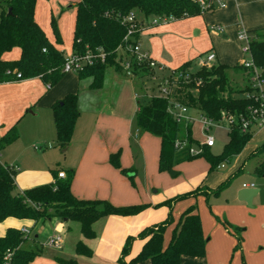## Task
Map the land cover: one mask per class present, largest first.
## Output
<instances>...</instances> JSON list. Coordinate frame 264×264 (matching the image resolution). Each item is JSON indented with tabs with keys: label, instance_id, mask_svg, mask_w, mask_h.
Wrapping results in <instances>:
<instances>
[{
	"label": "crops",
	"instance_id": "obj_1",
	"mask_svg": "<svg viewBox=\"0 0 264 264\" xmlns=\"http://www.w3.org/2000/svg\"><path fill=\"white\" fill-rule=\"evenodd\" d=\"M48 1L61 2V9L71 12L75 21V4L79 0ZM38 3L39 0H36L34 19L40 27L36 17ZM225 3L224 8H213L195 16L171 19L154 26L145 25L140 33L144 49L170 69L190 62L185 69L190 71L193 64L196 66L194 73L201 68L200 60L209 51L215 53V64L230 67L240 64L243 55L237 34L239 31L264 29V0H225ZM66 19L65 15L59 18L60 33H63ZM44 33L50 43L63 51L62 46L54 43L52 35ZM15 48L11 50L13 57L5 52L2 59H18L20 50L15 51ZM91 80V77L81 78L77 73L68 72L52 86H48L40 77L1 82L0 137L13 127L17 137L0 149V162L15 169L14 181L19 190L54 183L58 180V171H64L66 176L72 171L70 192L76 199L103 200L117 207H145L136 214L108 215L98 219L92 224V238L83 236L78 222L58 216L37 221L7 217L0 222V236L8 228L27 230V240L23 246L40 252L29 264H59L57 257L74 260L77 264H119L126 239L132 237L124 257V261H128L139 253L147 240V237H139V233L170 217L172 222L163 234V246H166L180 215L193 206L194 197L202 205L200 199L211 196L212 190L219 184L238 174L243 168L244 158L250 157L258 147L249 146L224 174L217 172V168L223 166L221 163L210 172L208 162L200 163L191 171L185 169V172V164L180 163L173 168L177 172L174 171L175 174L169 177L167 171L170 169L159 170L160 138L135 127L134 119L140 101L136 99L135 105L131 95L135 82L138 89L141 88L139 80L124 76L112 66L105 69L100 87L92 88ZM123 91L127 92L126 101L121 97ZM69 94L77 95L79 114L70 142L61 147L51 108ZM189 127L190 134L186 131V137L193 142L191 125ZM261 139L263 142L264 136ZM214 146L207 150L218 155L211 152ZM178 151L174 153L171 166L176 162ZM115 153H119L120 169L125 173L111 165L109 158ZM196 156L189 155L183 160H192ZM257 165L254 172L264 177V173L256 171ZM262 180L258 183L243 182L240 188L230 191L231 204H238L239 208L245 210L246 203L237 199V192L243 184H253L257 189L251 199L252 209L243 211V215L246 214L254 224L251 228L241 220L227 219L220 213L215 216L211 210L194 206L201 221L205 254L202 257L182 256L180 264H264ZM228 185L223 188L224 191ZM198 187L208 192L180 198L170 206L161 204ZM220 197L221 194L217 200ZM234 228H239V232L235 233ZM52 235H61V249L47 246V240ZM239 236L241 240L237 244ZM79 241L91 250L90 256L76 254L75 246ZM138 264H150V261L144 260Z\"/></svg>",
	"mask_w": 264,
	"mask_h": 264
},
{
	"label": "trees",
	"instance_id": "obj_2",
	"mask_svg": "<svg viewBox=\"0 0 264 264\" xmlns=\"http://www.w3.org/2000/svg\"><path fill=\"white\" fill-rule=\"evenodd\" d=\"M36 0H0V83L15 79L40 77L48 86L54 85L64 74L62 65L63 51L49 42L44 31L34 19ZM10 10V12H9ZM135 10L144 19L152 17H166L174 20L191 17L200 13L198 6L191 0H79L75 4V25L72 51L84 53L87 49L95 50L102 47L106 53L104 62L96 61L77 73L79 77H91L90 86H101L105 69L114 67L119 70L116 48L123 43L125 26L120 17ZM54 32L56 28L54 26ZM251 35L249 43L254 63L261 67L264 76V29L247 31ZM57 34V33H56ZM59 41V40H57ZM19 48L20 56L15 60H4L2 55ZM44 49V51H43ZM190 62L183 63L177 69H185ZM241 71L247 77L241 63L232 67L226 64H214L211 67H201L195 76L201 78L196 97L185 91L191 84L182 85L179 92L185 93L188 102L197 105V109L205 116L218 119L221 112L235 114L237 117L246 115L247 108L254 105L252 98L245 97L251 92V87L245 85L242 89H233L228 84L229 69ZM17 74L20 75L17 78ZM248 79V77H247ZM56 137L59 145L64 147L72 137L74 125L78 117L77 95L69 94L61 101L52 105ZM135 127L160 138L159 170L170 169L173 156L177 148L175 141L178 137V122L167 111V102L163 98H150L145 105L139 104L135 115ZM187 134L190 127L186 126ZM252 130L242 132L235 126L228 132V141L218 155L208 152L203 147L197 156H205L209 163V172L223 161L237 153L245 146L252 136ZM16 129L13 127L0 137V149L15 140ZM192 143V140L190 139ZM262 155L263 159L256 167V171L264 173V141L250 156ZM111 165L120 169L119 153L111 154ZM121 172L125 173L123 169ZM15 169L0 162V222L7 217L32 219L34 221L58 216L80 224L81 233L85 238H92L94 232L92 224L108 215H132L140 212L145 205L117 207L103 200H79L72 196L70 183L72 171L65 178H58L54 183L43 184L33 188L19 190L14 177ZM231 176L212 190V195H218L229 183ZM202 187L189 191L161 204L170 206L172 202L200 194ZM172 220L167 218L163 222L146 227L139 233V237L146 238L139 253L124 261L132 237L126 239L122 249L119 264H138L149 260L150 264H180L182 256L202 257L205 254V240L203 238L201 221L194 206L187 208L179 217L170 240L163 246V234ZM238 233L239 228H234ZM27 236L15 228H8L0 236V264H5L7 251L11 252L8 264H29L39 251L23 246ZM241 237L237 239L240 243ZM79 255L90 256L91 250L79 241L75 246ZM59 264H77L74 260L56 258Z\"/></svg>",
	"mask_w": 264,
	"mask_h": 264
},
{
	"label": "built area",
	"instance_id": "obj_3",
	"mask_svg": "<svg viewBox=\"0 0 264 264\" xmlns=\"http://www.w3.org/2000/svg\"><path fill=\"white\" fill-rule=\"evenodd\" d=\"M194 2L200 13L212 10L213 8H224L225 0H191ZM172 18L152 17L149 20L135 10L130 11L127 15L121 16L120 21L125 26V34L123 43L116 48L117 61L119 63V71L124 76L132 79H138L141 88L156 92L158 98H163L167 102V111L176 121H184L189 124L193 119L189 116V108L184 103L176 99L174 90L185 84H191V88L198 91L201 85V78L196 77L195 73L187 69H170L164 63L153 58L150 53L144 49L140 39V33L145 25H157L160 21L165 22ZM237 38L241 43L240 49L243 55L241 65L245 69L248 77V83L251 92L246 93L245 97L252 98L255 102L247 108L246 115L236 116L235 114L221 112L218 119H212L203 115L198 109H194L200 113V123L202 130L207 133L205 139L198 144V151L193 149L191 144L188 145L189 155H198L203 147H212L215 144L213 135L208 134L213 128H217L225 124L227 132L238 126L242 132L251 131L253 128L264 126V76L262 68L257 66L251 56L250 40L251 35L245 31H239ZM44 51V49H43ZM106 53L102 47L95 50L87 49L84 53H76L72 51L64 55L62 72L79 73L85 67L93 65L96 61L104 62ZM216 56L213 51L206 53L200 60V67H211L215 64ZM20 75L17 74V78ZM153 98V97H151ZM184 141L176 139L175 147L180 149ZM58 178H65L64 171L57 172ZM242 188H255L253 184H243ZM26 236L27 230H22ZM63 239L61 235H52L47 240V246L61 249ZM11 258V252L8 250L4 259L8 264Z\"/></svg>",
	"mask_w": 264,
	"mask_h": 264
},
{
	"label": "rangeland",
	"instance_id": "obj_4",
	"mask_svg": "<svg viewBox=\"0 0 264 264\" xmlns=\"http://www.w3.org/2000/svg\"><path fill=\"white\" fill-rule=\"evenodd\" d=\"M71 2H75L76 0H70ZM53 3V4H52ZM50 4V6H49ZM49 6V7H48ZM63 6V4L59 1H48V0H39V3L37 5L36 8V17L37 20L40 24V27L50 35L53 36L54 39V43L58 44L59 46H62L61 49L66 53L69 54L70 53V49L72 48V42H73V34H74V25H75V21L73 20V14L71 12H67L65 10H62L61 7ZM67 16L66 21L64 22V26H63V33H60L59 31V18L60 16ZM53 21H54V26L56 28V33L54 32V28H53ZM159 23H163L162 21H160ZM59 40V41H57ZM146 40V38L144 39V41ZM17 51V49L19 48H15ZM14 51V50H13ZM9 53L8 56L9 57H13V54H11L12 51H8ZM110 68V67H108ZM196 68L195 65H191L190 71H194ZM228 74V84L233 88V89H242L245 85H248V79L247 77H244V75H242L241 71H235L232 68L229 69L227 71ZM133 88V93L130 95L133 99V103L136 105V99H138L140 101V104L145 105L146 103H148V101L150 100L151 97H157V93L156 92H151L147 89H143V88H139L137 87V83L135 82L132 85ZM178 89L182 90V87H179ZM178 89L175 91V96L176 99L182 103H184L185 105H187L189 108H194L197 110V105L190 103L187 101V99L185 98V93H181L178 91ZM132 90V89H131ZM188 90V91H187ZM184 91V90H182ZM185 91L190 92L191 94H193L194 97H196L197 95V91L194 88H186ZM137 94V95H136ZM122 99L123 101L127 100V92L123 91L122 93ZM194 109H189V116L193 119V121L190 123L191 125V136L193 139V142H190V137H186V130L185 127L189 126V124H186L184 121H180L178 124V139L184 141V144L181 146V148L179 149V154L176 155L175 160L176 162L173 163V166L170 167L171 171H175L177 172V170L173 169L176 166H178L180 163L181 164H185L184 167V172L185 169H189L191 171L192 168H197L198 165H201L200 163H205L207 162L205 156H196L194 159L192 160H183V158H185L186 156L188 157V145L192 146L193 149L197 150L199 149L198 144L201 143L204 139L205 136L207 135V133H205L202 130V125L200 123V113H198L197 111H195ZM254 130V128L252 129V131ZM208 134H211L214 136L215 138V146L211 149L212 153H221L223 150L224 145L227 143L228 141V132L225 128V124L217 127V128H213L211 130V132H209ZM264 136V126L262 127H258L256 128L253 132H252V136L250 138V140L245 144V146L240 150L239 153L231 156L229 158V160H225L223 162H221V164H223V166L220 168H217V172L219 174H224L225 172H227L233 165H234V161L237 158L238 155H241V153L246 152V150L249 148V146L253 147V146H259L262 143L261 139ZM58 150V149H57ZM263 156L262 155H255V156H246L244 159V163H243V168L242 170L234 175L232 177V179H230L229 181V185L227 186L228 189L226 191H222V193L220 192L218 195L221 194V197L217 200L218 195H211L207 198L202 197L200 199L202 205L197 203V198L194 197V204L193 206L196 205V208H202V210H206V211H213L215 213V216H217V213H220L221 216H225L227 219L228 217H231L233 220H241L245 223H247L249 228H251L254 224L252 222V220L250 218H248L246 216V214L243 215V211H250L249 209H252L249 205L245 204V210L239 208L237 205L238 204H231L230 200H231V195H230V191L233 188H240L241 184L243 182H250V181H254L255 183H258V181H260V179L262 178V183L264 182V177H261L259 175H257L254 172V168L255 166L262 161ZM180 166V168H183ZM168 175L170 177V173L169 171ZM260 173V172H259ZM183 174V173H182ZM218 174V175H219ZM262 188L264 189V185H262ZM240 190V189H239ZM200 192L202 194L207 193L208 190L206 189H202L200 190ZM228 200V201H226ZM264 205V202L263 204ZM221 210V211H220ZM244 227V226H243ZM255 231V229H253ZM254 233V232H253ZM255 237V234H254ZM239 261V260H238ZM240 264H242L240 262Z\"/></svg>",
	"mask_w": 264,
	"mask_h": 264
},
{
	"label": "water",
	"instance_id": "obj_5",
	"mask_svg": "<svg viewBox=\"0 0 264 264\" xmlns=\"http://www.w3.org/2000/svg\"><path fill=\"white\" fill-rule=\"evenodd\" d=\"M10 12V10H9ZM170 175H174L175 172L169 170ZM257 193L256 188H241L237 192V199L239 201L245 202L247 205L251 206V199Z\"/></svg>",
	"mask_w": 264,
	"mask_h": 264
}]
</instances>
